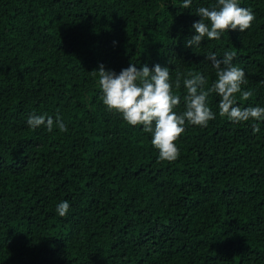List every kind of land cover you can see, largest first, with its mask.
Masks as SVG:
<instances>
[{
	"label": "trees",
	"instance_id": "trees-1",
	"mask_svg": "<svg viewBox=\"0 0 264 264\" xmlns=\"http://www.w3.org/2000/svg\"><path fill=\"white\" fill-rule=\"evenodd\" d=\"M182 3L0 0V264H264V121L220 117L213 93L216 118L186 122L179 156L161 162L151 133L103 105L91 73L167 67L179 114L177 73L210 86L206 57L232 51L253 93L237 106L264 107V0H239L255 16L247 30L193 48L197 9L216 0ZM33 113L68 131L30 129Z\"/></svg>",
	"mask_w": 264,
	"mask_h": 264
},
{
	"label": "clouds",
	"instance_id": "clouds-1",
	"mask_svg": "<svg viewBox=\"0 0 264 264\" xmlns=\"http://www.w3.org/2000/svg\"><path fill=\"white\" fill-rule=\"evenodd\" d=\"M192 0H183L181 7L187 9ZM197 16L200 20L192 25L194 35L187 39L186 47L200 46L207 40H219L221 34L232 31L244 32L255 19L250 9L241 7L239 0H216L211 8L199 7ZM235 52L227 51L223 59L210 53L208 60L216 75V80L208 86V81L199 72H189L187 78L181 80L177 73L175 88L183 84L186 90L184 96V111L177 113L174 109L180 105L181 97L173 93L170 82V71L167 67L156 64L152 70L147 65L137 68L131 63L119 75L106 71L101 65L99 70L91 73L98 79V87L102 92L101 100L108 111L118 113L126 124L132 127L143 126V131L151 133V144L159 153V161L172 162L179 156L176 141L185 131V124L207 127L209 121L216 118L208 106V97L215 93L219 99V116L226 117L234 124L249 121H264V107L237 106V94L240 100L247 101L252 91H243L246 84L245 72L233 65ZM30 129L44 126L48 132L55 125L60 132L66 133L67 126L59 116L55 120L48 116L31 114L27 119ZM253 133L259 132V126L252 124ZM69 203L63 201L57 205L59 216H65L69 211Z\"/></svg>",
	"mask_w": 264,
	"mask_h": 264
}]
</instances>
